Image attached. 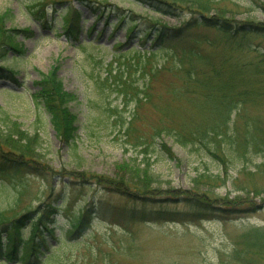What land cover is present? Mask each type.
<instances>
[{"label":"rangeland","instance_id":"374dc122","mask_svg":"<svg viewBox=\"0 0 264 264\" xmlns=\"http://www.w3.org/2000/svg\"><path fill=\"white\" fill-rule=\"evenodd\" d=\"M216 1L208 11L197 4H182L174 15L135 0H100L97 4L80 0H0V12L9 13L6 27L27 29L17 32L26 52L14 54L11 50L6 60H0V65L17 70L15 79L0 78V131H5L11 121L19 122L22 129L39 134L38 150L42 154L27 161L30 164L21 174L0 176V211L12 219L29 208L47 209L50 201L58 207L51 215L56 219L54 235H46L49 248L40 262L33 264H264V171L256 172L257 165L264 170V154L252 147L239 158L225 145L227 154L221 160L200 144L182 146L166 133L152 137L160 121L167 125L180 119L198 122L217 106L214 99H196V92L186 94L187 75L176 69L182 57L186 63L181 64L182 69L189 66V56L183 53L193 46L217 58L226 51L220 41L223 34L195 18L201 19L204 12L210 17L224 16L234 27L250 22L264 24V0ZM69 5L81 12L78 40L63 30L62 14ZM135 23V30L128 36V27ZM162 27L173 34L166 37L165 49L155 45L158 52L145 71L154 65L162 68L151 80L146 72L143 79L136 76L137 72L133 74L139 86H148L152 92V102L146 100L138 106L117 91L106 67L114 59L119 61L120 52L134 58L138 49H149L150 42L142 40L147 29L152 28L148 36L151 40L155 29ZM245 37L239 49L232 52L233 63L253 60L264 71V55L257 51L262 49L264 53V34L249 33ZM117 43L122 45L117 48ZM193 63L200 71L208 68L195 59ZM53 64L58 66L65 89L76 95L70 101L77 114L76 150L57 137L49 115L36 107L31 97L33 81ZM114 66L115 72L125 68L118 62ZM249 84L253 90L263 89L264 78ZM245 88L240 86L241 90ZM181 89L177 97L174 91ZM238 89L235 87L234 92ZM165 104L172 111L166 115L161 110ZM116 105L119 116L110 111ZM231 115L236 132L254 128V122L264 131V96L241 102ZM117 116L124 117L126 123ZM131 118L135 119L129 124L131 130L165 143L173 157L155 143L145 157L159 182L146 186L131 174H124L119 182L124 181L121 186L125 191L116 193L93 175L111 180L116 178L117 163L143 160L144 147L135 146L127 135ZM204 171L219 174L221 179L196 182L197 175ZM128 193L137 199H131ZM199 200L202 211L196 209ZM88 201L96 206L91 224L69 237L65 233L71 217ZM133 210L157 219L131 221ZM158 211L181 212L183 218L159 219L163 214L158 216ZM198 212V216L192 214ZM37 215L24 220V237L31 233ZM2 237L5 243L7 233ZM0 264L24 263L0 258Z\"/></svg>","mask_w":264,"mask_h":264},{"label":"trees","instance_id":"16d2710c","mask_svg":"<svg viewBox=\"0 0 264 264\" xmlns=\"http://www.w3.org/2000/svg\"><path fill=\"white\" fill-rule=\"evenodd\" d=\"M59 0H56V2ZM80 1H93L96 4L100 0H80ZM141 2L142 4L150 5L153 9H156L160 12H166L176 15L178 14L176 8L182 4H192L196 5L203 11L210 10L211 7L217 3L216 0H135ZM201 12V11H200ZM203 15L201 19L195 18L196 21L208 28L217 29L223 34L221 37V42L226 45V51L224 54L217 58L214 53L203 52L196 46L191 47L189 50L184 51L188 57L187 65L189 66L182 69V63L184 57H182L177 62L176 69L183 71L186 75V84L189 86L186 87L185 93L196 92V99H214L217 103L214 112L210 116H203L198 122H191L189 120L177 121L174 125H167L160 121V124L155 127L154 137H160L161 134H167L172 137L175 142L181 144L182 146H187L189 144H200L205 149L209 151L212 155L223 160L227 152L223 148L225 145L228 150L233 152L232 154L237 157H245V153L248 154L250 148H254L257 152L264 154V139L262 138L263 130H260L255 122V126L244 133H239L234 131L232 128V111L238 108L239 104L247 99H253L256 96H264L263 89L250 88V82L256 80V78H264V71L258 65V62L252 61H237L233 63V54L232 52L235 49H239L240 40L246 38L245 36L249 33H261L264 34V24L263 23H254L250 22L249 24H240L236 27L233 26L230 21H228L224 16L221 17H210L208 14ZM9 16L7 11L0 12V60H6L8 58V53L12 50L14 54L26 52L24 44L22 41H19L18 34L20 31H26L27 29H18L15 27H6V20ZM63 18V30L64 33L75 36V40H78L80 33V19L81 12L77 8H73L69 5L66 8V13L62 14ZM199 19V20H198ZM156 23L157 20L153 19ZM123 20L120 19L119 22ZM158 22V21H157ZM137 26L135 23L128 27V36L133 33L134 28ZM164 27V26H163ZM160 29H155L156 34L153 39H149L150 31L152 28L147 29L145 38L142 40L150 42V48L141 51L138 49L136 51V56L134 58L126 57V52H120L117 54L119 56V61L114 59L107 64L106 70L107 73L114 80L117 91L123 95L127 100L135 101L136 105L143 101H151V88L150 87H141L138 83V77H133V74L137 72L136 76L144 78L145 76V66L150 63L158 51H155V45L165 49L163 43L168 36H172L173 33L167 32L166 27ZM92 28V26H91ZM118 48L122 44H114ZM252 47L251 45H248ZM259 55H264L262 49H258ZM141 53L143 55H141ZM147 54V56H146ZM15 56V55H14ZM122 57L124 60H122ZM128 58V60L126 59ZM135 61V59H137ZM145 59V61L143 60ZM187 59V58H186ZM195 61H199L202 65H206V68L203 71L198 70L197 65L194 64ZM218 59V61H217ZM113 60V59H112ZM118 62L119 65H124V69H118L115 72L114 63ZM234 64V65H233ZM162 68V67H161ZM157 65L152 66L146 74L151 80L161 69ZM57 64H53L51 70L47 73L41 72L39 79L33 81L34 91L31 93L32 100L36 107L41 108L49 115V120L54 128V131L59 139L64 141L66 144H69L73 150H76L77 145V114L72 111L70 107V101L75 99L76 95L65 89L63 80L59 77L57 72ZM141 70V71H140ZM260 70V72L258 71ZM134 71L132 74L131 72ZM239 71V73H235ZM17 75V70L13 67L7 65H0V78L8 77L9 79H15ZM261 75V76H260ZM129 76V78H128ZM148 79V80H149ZM17 80V79H16ZM248 82V83H247ZM247 84V85H246ZM240 86L246 87L244 90L240 89ZM238 89V92L235 93L234 90ZM175 95L178 97L182 94L181 91L175 90ZM250 94V95H249ZM199 97V98H198ZM195 99L191 100V102ZM152 102V101H151ZM196 108V106H195ZM194 108V109H195ZM110 110V109H109ZM161 110L164 115L167 112H172L171 108L165 104L161 107ZM113 114V111L116 112L115 115H120L118 106H114L110 110ZM193 111V110H192ZM6 114V113H4ZM122 114V113H121ZM169 115V113H168ZM117 120H120L125 124L124 117H118ZM195 116V115H194ZM193 116V117H194ZM134 118V117H133ZM133 118L128 119L127 126L130 140H134L135 146L144 147L143 152L147 150H153L154 144L158 143L166 151L169 156L173 157L171 148L168 147L165 143H160L157 140L151 141L144 134H136V130H131L130 123ZM136 118V115H135ZM135 120V119H133ZM193 120V118H192ZM188 122V123H187ZM252 125V124H251ZM135 129V127H134ZM241 135V136H239ZM40 146V136L37 132L30 133L27 130L21 128V125L17 121H11L7 125L5 131H0V176L3 178L10 176V174H21V170L30 164L29 160L33 161L34 158H39L42 156L38 150ZM224 154V155H222ZM145 153L142 161H123L116 164L117 173L116 178L111 180L106 177L100 179L99 175H93V178L97 180L98 183L103 184L107 188H112L116 193L125 191L126 187L121 186L124 181H121L122 175L131 174L133 177L138 178V183L148 186L152 182H159L157 175L150 171V163L147 162ZM146 160V162H145ZM144 164V165H143ZM28 169V168H27ZM256 172H263V167L261 165L256 166ZM15 177L14 175H12ZM156 177V178H155ZM221 179L219 174L201 172L197 175L195 179L196 182H199L203 179L208 181H214ZM12 179V178H11ZM118 183V185H117ZM1 186V184H0ZM136 189V187L134 188ZM131 189V190H134ZM243 189V188H241ZM131 199H137V196L128 193ZM201 201L197 203V211H202ZM54 201L48 203L47 209L41 210L38 206L34 210H25V212H20L17 216L9 219L4 216V212L0 211V258H5L7 261H21L24 264H33L40 262L42 256H44L49 248V242L47 241L46 235L48 233L54 235V224L56 222L55 217H51L58 211V207L53 205ZM96 206L94 201H88L87 205L81 207L74 216L71 217L70 227L67 229L66 233L69 237H74L79 232L85 230L90 224L94 212H96ZM199 209V210H198ZM205 210V209H204ZM168 212V211H166ZM131 221H153L156 220L154 217H150L146 213L138 214L136 211H130ZM32 214H38L34 219L31 233L24 237L22 235V228L24 227V220L31 218ZM163 217H158L159 219L169 218L176 220V218L182 219L180 216L181 212L175 213H162L157 212ZM195 216H198V213H192ZM145 215V216H144ZM4 225V226H3ZM3 226V227H1ZM47 232L46 234H44ZM7 233L6 242H2L3 237L2 233Z\"/></svg>","mask_w":264,"mask_h":264}]
</instances>
